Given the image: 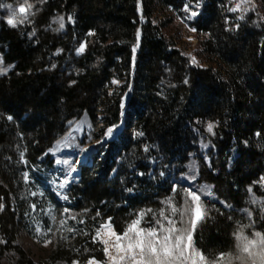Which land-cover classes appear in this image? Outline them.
Masks as SVG:
<instances>
[{
  "label": "trees",
  "instance_id": "16d2710c",
  "mask_svg": "<svg viewBox=\"0 0 264 264\" xmlns=\"http://www.w3.org/2000/svg\"><path fill=\"white\" fill-rule=\"evenodd\" d=\"M231 1L199 0L197 8L196 0H0L28 12L15 27L0 21L8 69L0 74V256L14 252L17 264H33L16 244L20 231H30L25 173L44 171L49 149L83 116L93 130L81 145L123 125L80 163L66 205L51 196L56 220L65 224L46 264L103 261V246L92 237L107 217L120 233L140 210L158 214L169 199L183 207L187 189L175 180L199 151L198 134L210 144V164L199 160L200 180L225 206L203 201L195 248L210 256L233 252L240 225H251L247 235L264 233L254 198L264 199V21L256 11L237 19L239 13L228 11ZM185 4L198 13L191 25L205 36L207 66L194 64L164 34ZM57 16L64 17L63 29ZM173 218L181 227L179 214Z\"/></svg>",
  "mask_w": 264,
  "mask_h": 264
},
{
  "label": "rangeland",
  "instance_id": "374dc122",
  "mask_svg": "<svg viewBox=\"0 0 264 264\" xmlns=\"http://www.w3.org/2000/svg\"><path fill=\"white\" fill-rule=\"evenodd\" d=\"M238 3H241V0H232L231 8L235 7ZM0 4L6 5L4 3ZM18 7L19 6H12L13 9L17 10V15L19 17H26L28 13L27 10L25 13L20 14L18 12ZM241 8H246L247 10L241 11L238 9L234 13L244 15L248 11H256L261 15L262 18H264V8H262L258 0H247L246 3H241ZM189 9L193 10L192 7H189ZM189 15L190 12H186L185 10H183L182 15H175L170 24H168V26L164 29V34L174 43L176 48L180 49L185 55H187L194 64L199 66H207V60L205 59L204 55H202V43L205 36L201 33H197L196 29L194 31L192 30L194 28L192 27L191 23L196 19L197 16L189 19ZM8 16L9 8H0V21L1 19H4L7 23ZM262 20L264 21V19ZM193 58L195 59L193 60ZM0 68H5L2 63L1 55ZM129 95L130 92L125 97L124 106H126ZM98 121L100 125V119H98ZM122 125L123 123H120L112 127L111 134L105 135V137L98 143L81 145L80 142L85 137H87V142H90V140L92 139L91 133L93 130L91 119L88 116H83L80 120L72 123L70 125L68 133L53 146V148L51 149L52 151H48V154L45 157V161L48 163V165L46 168H44V171H38L28 174L26 183L30 186L27 189V196L32 201L31 205L35 204L36 207L30 208L29 216L27 218V223L30 231H20L16 240V244L26 252L28 259L31 260L33 264H46L45 261L50 253L52 241L56 237V233L57 231H59L58 229L63 228V225L65 224V222L64 224H61L60 221L56 220V207L52 203L51 196L53 195L55 200L59 201L63 205H66L67 202L63 197L65 196L69 186L78 177L79 169L81 166L80 163H82L84 156H87V158L85 157L86 160L84 159V163H86L87 159H89V155L95 151L98 145L115 138V136L122 129ZM197 147L199 151L194 152L190 155L183 173L175 180V182L186 187L187 192L190 190L197 191L198 194L201 195L202 203L203 201L208 200L220 203L225 206V204L218 200L215 196L213 186L200 180L199 160L203 158L207 161V163L210 164V158L208 157L210 144L206 140V137L202 134H198ZM57 161H60V163H57ZM65 179L68 180V184L65 185L64 188H61L60 183ZM32 193H35V195H32ZM254 198L258 204L259 209L261 210L262 216L264 217V211H262V209H264V199H257L256 197ZM170 200L172 202V205L175 206L173 199ZM187 200L190 201V198L188 197ZM163 205V208L165 209V215L171 216V207L166 203ZM248 212V210L243 211V213L249 219H252V214L249 216ZM153 213L154 212L152 211H145V215L141 224L142 227L155 226ZM156 218H159V213H156ZM201 220L202 219H200L196 223L195 227ZM166 223L167 222L165 221V224ZM185 226L186 219L181 227ZM37 228H39V231H37ZM49 229L51 230L49 231ZM193 233L194 229L192 230V236ZM249 236L251 237V235ZM97 239L100 242V239ZM192 244L193 247H195L193 240ZM18 257L19 256L16 253L8 252L0 256V264H17Z\"/></svg>",
  "mask_w": 264,
  "mask_h": 264
},
{
  "label": "snow or ice",
  "instance_id": "6c2138e0",
  "mask_svg": "<svg viewBox=\"0 0 264 264\" xmlns=\"http://www.w3.org/2000/svg\"><path fill=\"white\" fill-rule=\"evenodd\" d=\"M247 0H241V3H246ZM241 3L236 4L235 7L229 8L228 11L235 12L238 9L246 11L247 9L241 8ZM8 7L9 16L7 18V24L15 27L17 22H22L23 18L17 15V10L13 9L11 5L0 4V8ZM31 7V5H29ZM196 7H199V0H196ZM184 10L190 12L189 19L197 16V11L190 10L189 5H184ZM18 12L23 14L26 12V8L21 5L18 7ZM69 21L72 17H68ZM237 19H243V16H238ZM264 19V18H262ZM55 20L59 23V28H64V17L57 16ZM227 23V18L225 19ZM234 28H238L239 25H233ZM193 31L195 29H192ZM228 30V29H226ZM83 48H77L76 51L79 53ZM59 51V49L57 50ZM133 53L136 48L133 47ZM195 58H193L194 60ZM12 67L11 65L8 66ZM54 67V65H53ZM7 68H0V73H5ZM75 83V81H72ZM113 84H118L119 81L113 79ZM124 106V99H121V107ZM11 117H9L10 119ZM212 130V124L209 123L208 131ZM112 132V128H109L105 135H109ZM136 135L142 136V132L136 133ZM258 135V133H257ZM246 144L247 141H244ZM49 151H52L49 149ZM60 163V161H57ZM66 163V161H65ZM143 175V173H139ZM163 175V173H161ZM28 174L25 173V179ZM261 181H264V176H261ZM255 183V181L253 182ZM68 184V180L65 179L60 183V187L64 188ZM132 188H127L126 191L132 192ZM171 190H175V186ZM251 192V187L248 188ZM35 195V193H32ZM189 200L184 201V206L177 208L172 205L171 200L162 202V204H168L171 207V216L165 215V209L161 207L159 209V218H156V213H153V219L155 226L142 227V220L145 215L144 210H140L135 214L123 228L122 232L118 233L111 221V217L105 218V222L100 224L95 229V235L92 237L93 241L97 238L103 244V254L106 258L103 261L97 260L95 257H89L86 264H264V233L255 231L249 235L245 234V228H250L251 225H240L234 231L233 235L236 239V247L233 252L220 251L214 256L206 254L201 250L193 247L192 230L196 223L203 218L204 210L203 203L201 201V195L197 191L190 190L187 192ZM65 200L67 196L63 197ZM4 205L0 204V209H3ZM31 207L35 208L33 204ZM64 212H68L69 209L65 208ZM151 212V210H148ZM247 211V210H245ZM264 211V209H262ZM179 214L181 223L184 221L186 214H191L190 227H177L176 219L172 218ZM99 215V213H97ZM251 215V212H248ZM71 219L75 220L73 216ZM165 221L167 222L165 224ZM83 223V221H80ZM51 229H49L50 231ZM69 232L74 231L72 227H68ZM39 231V228H37ZM47 243V242H46ZM72 264H79L78 261H73Z\"/></svg>",
  "mask_w": 264,
  "mask_h": 264
},
{
  "label": "bare ground",
  "instance_id": "6f19581e",
  "mask_svg": "<svg viewBox=\"0 0 264 264\" xmlns=\"http://www.w3.org/2000/svg\"><path fill=\"white\" fill-rule=\"evenodd\" d=\"M85 157H86V156H84V158H83V160H82V163L85 161V160H84V159H85Z\"/></svg>",
  "mask_w": 264,
  "mask_h": 264
}]
</instances>
